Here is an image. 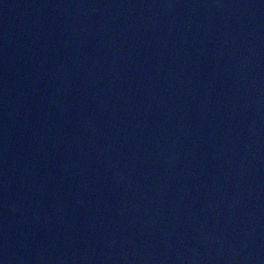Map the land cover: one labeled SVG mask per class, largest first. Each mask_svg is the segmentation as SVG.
I'll return each mask as SVG.
<instances>
[{
	"label": "water",
	"instance_id": "obj_1",
	"mask_svg": "<svg viewBox=\"0 0 264 264\" xmlns=\"http://www.w3.org/2000/svg\"><path fill=\"white\" fill-rule=\"evenodd\" d=\"M0 264H264V0H0Z\"/></svg>",
	"mask_w": 264,
	"mask_h": 264
}]
</instances>
